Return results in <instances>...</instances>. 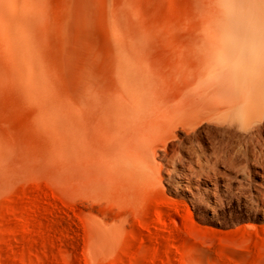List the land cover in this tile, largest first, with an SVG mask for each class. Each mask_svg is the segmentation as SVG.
Here are the masks:
<instances>
[{"label": "rangeland", "instance_id": "rangeland-1", "mask_svg": "<svg viewBox=\"0 0 264 264\" xmlns=\"http://www.w3.org/2000/svg\"><path fill=\"white\" fill-rule=\"evenodd\" d=\"M126 1L84 0V21L72 38L69 53H64L60 41L55 43L57 69L44 99L21 86L23 78L15 74L7 58L0 62V264L263 263L264 213L254 204L264 191V166H260L264 165V150L257 146L251 151L248 145L240 147L212 124L202 125L201 136L191 140L184 131H177V139L186 146L183 149L193 146L199 151V145L210 156L213 153L211 168L219 172L210 168L217 174L215 190L214 184L205 180L210 170L194 168L197 175L191 187L196 200L192 204L184 189L176 185L183 180L179 173L187 169L191 157L178 142L170 150L179 149L183 162L179 160L173 171L172 166L157 160L162 165L160 187L138 205L125 200L116 186L103 191L107 198L90 186L87 189L86 178L73 167L66 126L73 111L71 98L88 88L110 93L122 87L125 59L115 38L122 36L123 28L110 19L117 6L129 14L132 7ZM190 2L141 0L140 12L149 24L165 16H181ZM53 3L60 15L67 12L66 1ZM147 62L166 65L162 59ZM98 122L89 116L91 128ZM262 135L264 139V131ZM214 153L215 159L221 154L217 162ZM224 153L234 159L230 165L224 163ZM103 220L118 224L120 230L108 250L101 252L92 227Z\"/></svg>", "mask_w": 264, "mask_h": 264}, {"label": "bare ground", "instance_id": "bare-ground-1", "mask_svg": "<svg viewBox=\"0 0 264 264\" xmlns=\"http://www.w3.org/2000/svg\"><path fill=\"white\" fill-rule=\"evenodd\" d=\"M63 1L68 9L60 15L53 0H0V62L7 58L15 74L23 78L21 86L41 99L55 78V43L60 41L64 53H69L84 21V0ZM140 1L125 2L132 7L129 14L120 6L111 14L112 24L123 28L122 36L115 38L125 59L122 87L110 93L88 88L72 96L73 111L66 124L69 156L73 167L80 169L79 176L86 178V188L104 195V190L116 186L125 200L137 205L160 187L162 165L157 160L175 171L183 159L179 149L170 150L176 142L183 145L176 136L179 130L191 140L201 136L202 125L212 124L232 142L248 145L249 151L256 146L264 150V0H191L181 16H165L149 24L140 12ZM150 58L162 59L166 65H148ZM89 116L99 120L93 128ZM197 146L199 151L182 146L191 157L185 162L187 169L179 173L183 180L176 183L191 204L196 200L191 187L197 175L194 168L210 170L205 175L208 182L217 177L211 168L213 153L210 156ZM224 154V163L230 165L234 159ZM213 184L216 190L217 183ZM263 192L254 204L262 213ZM108 220L92 227L101 252L108 250L120 230Z\"/></svg>", "mask_w": 264, "mask_h": 264}]
</instances>
